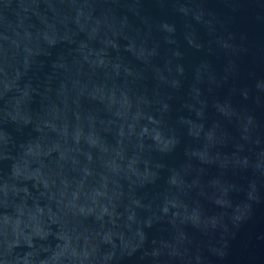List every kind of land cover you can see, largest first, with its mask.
Returning a JSON list of instances; mask_svg holds the SVG:
<instances>
[{
	"label": "water",
	"instance_id": "water-1",
	"mask_svg": "<svg viewBox=\"0 0 264 264\" xmlns=\"http://www.w3.org/2000/svg\"><path fill=\"white\" fill-rule=\"evenodd\" d=\"M0 264H264V0H0Z\"/></svg>",
	"mask_w": 264,
	"mask_h": 264
}]
</instances>
